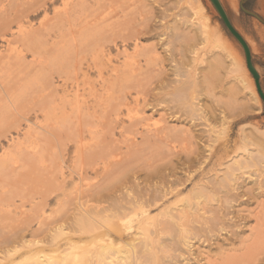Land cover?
<instances>
[{
  "label": "bare ground",
  "instance_id": "obj_1",
  "mask_svg": "<svg viewBox=\"0 0 264 264\" xmlns=\"http://www.w3.org/2000/svg\"><path fill=\"white\" fill-rule=\"evenodd\" d=\"M185 1H187L185 3L188 5V11H190L193 16H198L197 19L200 17V21H195V18L192 20L189 18L181 21L182 19H177L178 16L176 15V17L174 15V24L173 27H170L166 24L167 21H165V19L167 18L163 17L162 19L160 18L161 20L158 19L156 21L152 16L154 13H151V15L149 14L150 12L148 13L149 15L146 14L148 11L152 10V6H150L149 3L148 4L151 8L147 6L150 9L143 10L144 13H142L140 8H146L144 3L145 0H48L45 9L48 12V10L52 7V16L49 17L48 20L45 19V25L40 26L41 28H38L37 30L34 29L33 32L25 31L24 28V20L30 18L29 13H24L21 18L18 15L19 13H17L18 17L13 15V18L6 15V19H8L9 22L6 21V23H4L6 25L5 31L0 30V35L5 36L7 33L11 32V27L14 24L16 25L17 32L10 33V35L17 34L21 40H19V43H23L24 41L29 45V43L31 44V42H33V39L36 40L39 38V35H44V37L49 39V45L51 48L48 50H55L57 53L55 54L53 51L54 54L56 56H59L58 54H60L62 56L61 59H64V64L62 65H64V67L67 69L70 68L71 72L72 69H74L73 71L78 70V74L79 71L82 70L83 66H85L88 69H96L99 76H101L104 74L105 68H110L113 59L109 56V54L112 49L117 51L119 46H122V50L117 51V57H119V55H122L123 57L122 65L120 67L114 66L112 69H110L107 78L111 77V79H108L107 81H104L106 79H103L105 86H100L103 88L106 94V98L103 100L105 103L103 108L107 111V114H105L110 115L106 117H108L107 119L112 117L110 121L114 124L112 128L119 130V134H122V137L127 139L125 140L127 144L125 145L126 151H123L125 149L122 150L124 153H120V151L116 154L115 150V154L112 152L113 150L107 151V153H105L106 146L103 147V143L100 144L103 141L100 142L99 132L94 125L96 122H93L92 120V125H88L91 123V121H89L90 123L85 122L87 119L83 118L84 113L81 112V114H83L80 118L85 119L84 122L86 125L82 124L85 129L82 130L81 128L80 132L76 130L74 131L78 133L80 139L78 142L80 143V141H82L83 143L80 157L84 160V162L80 159L83 162V165L80 167L79 173L76 172L78 178V187L76 188V193L72 196L73 198L70 200L68 199L69 202L66 204V206H63V209H57L53 217L45 216L46 205L48 206V204L46 202L47 200H42L41 203L38 202L39 204L35 203L33 207L31 206V210L33 211V209H35L36 211L29 215L26 213V215L22 217L23 220L19 218L21 221L18 225H14V223H12L14 222L12 219L10 222L12 224H9L8 220V225L6 223L5 225H3L4 223L0 224V264H236V262L231 261L239 258H247L249 263L256 264V262L260 260V255L263 257L262 259H264V210L257 211L258 213L256 212L257 214H255L254 218L255 226L254 228L252 227L250 229V238L240 240V252L243 250L241 255L236 256L235 254H228L227 256V252L231 253L229 250H227L225 253L226 256L224 254V257L222 256V252V254H219L221 256L216 258H213L214 256H210V253L213 249L222 251L225 245L226 247L227 245H231V248L234 251L236 250L232 247L234 244L233 240L239 239L238 237L241 236L240 234L242 233L241 231L239 232V229L244 218H242V215L240 217L237 210L230 211V209L233 208L231 207V203H235L236 205L237 203H239V205L247 204L254 194L256 198L258 197V194L261 193L260 191V193L256 192V190L254 192V189H242V184L246 181V179H244L245 177H243L245 175L244 169L249 170L254 168L255 171L256 168L257 172H264V156H261L260 158L255 156L253 152L254 150L251 151V149L248 147H264L254 140L256 138H253L252 134L251 138V136H248L249 134L244 132L245 134L242 135L241 140H243L246 145H243L244 147L242 149L243 151H248L247 156L240 159H234L232 163L223 167L224 171L222 169L220 170V172L222 171L223 173L219 178L217 177L218 174L216 176L217 178L213 177L214 179L203 177V180H201L202 182L198 184L194 183L192 189L188 191V194H186L184 199L179 201V199H181L180 197L183 196V183L186 181L182 182L180 181L181 179H179V177L177 178L176 175L178 174V171H180L178 168L181 170L186 169V171L187 169L191 170L192 164L197 162L199 163V166L196 168V170H200L199 176H204L206 173H208L205 172V167L207 164L205 166L202 165L205 164L207 159L212 161V165L222 166L223 157L226 155H231L228 154L231 153L229 152L231 149H228L226 145L221 148H213L210 144L206 145V147L210 149L208 150L210 152L209 157L205 156V154L203 155V151H201L202 155H200V150L199 152L197 151L198 141H194V136L189 135L184 131H174V129L172 130L171 127L168 126L166 122L167 120L164 118L165 115H160L161 119H159L161 120V123L159 125L152 128L148 124L146 125L148 118L145 116V109L147 107H151L153 113L162 108L160 105H162V103L165 101V98H161L159 95L161 94L160 92H162V89L165 91L166 89L171 88L170 92L165 91L166 95L169 94V96H173L177 91H179V89H177V87L175 88L174 86H171L167 82H161L160 80L154 82L156 77H152L153 81H150L152 79L150 78V80L148 79L149 82L144 81L143 83V79H141V77L137 78L143 75L141 70H143V72L147 70L152 71V69L155 67H158L159 69V67H162L167 63L171 66V68H175L176 65L179 66L180 60H177L175 57L176 55H183V51H186L184 50L185 47H188L187 51L193 55L192 60L195 62V64H201L202 60H198L199 54L197 49H195L199 43V40L202 41L206 46L214 49V51L215 49L220 51V58L215 59V61L219 64L218 66L223 68L225 59L230 62V66L225 69L226 76L227 74L228 76H225L224 79L230 77L234 82L232 86H229L230 89L226 88L229 90V92L233 93V98L235 95H237V93L242 94L243 91H246L249 93V95H251L255 105L260 108V101L256 92L254 91L251 80L248 78L249 76H247L243 64L239 63V61L236 62V58L228 48L225 38H223V33L220 31L222 33L221 34L217 29L212 28L204 5L200 0H192L191 2L188 0ZM3 2L4 0H0V15L2 14L3 10L8 8L5 7ZM59 2L60 5L55 7V4ZM45 3L42 2L43 5H45ZM231 3H233V1ZM42 4L39 6L42 7ZM25 5L27 6V4ZM132 6L137 10L139 9L141 12L139 13L140 15L145 16H140L142 17L141 19L135 20L134 18L137 17V13L136 15L134 13L137 10L133 12L132 10L134 8L131 9ZM17 8H19V6H17ZM10 9L13 8L11 7L9 10ZM12 12H14V10ZM163 12L165 11L163 10ZM15 13L16 12H14V14ZM132 15H134V17H132ZM168 15L169 14H167V16ZM169 17L170 15L168 18ZM152 18L154 21L153 23L151 21ZM187 25H189L190 28H196L198 31V37L191 36L189 34L190 31L184 32L187 28ZM193 38L195 40V42H193L194 45H190L188 41ZM10 39L12 38L10 37ZM13 39L15 40L14 36ZM39 41L42 42L43 40L39 39ZM143 41H149V44L145 45ZM10 42H12V40ZM35 44L37 45V43ZM158 49H163V52L166 54L165 57H163L164 55H161L158 52ZM32 51H34V49H32ZM193 61L192 63H194ZM215 61L213 63H215ZM59 63H61V61ZM142 66L145 68L142 69ZM215 66L217 65L215 64ZM154 70H156V68ZM151 73L152 72H150V74ZM67 75L71 79L73 78L71 77L72 75ZM75 75L77 77V74ZM85 76L86 75H84V77ZM73 80H75V78ZM19 82H21V80ZM220 82H222V80H220ZM48 84L49 82L46 83V85L44 83H40L41 86H46L41 88L35 85L38 87L37 92L39 93V88L40 92L47 90L51 82L49 85ZM6 90L8 91V89ZM220 90H222V88ZM19 91L18 95H15V97L14 95L12 96V103L13 100H17V98L19 99L18 101L20 103V101H22V99L27 96V93L24 96V93L22 94V91ZM97 94L101 95V93ZM132 94H137V98H132ZM35 97H37V94ZM101 97H98L99 101L102 100ZM47 98L48 99L44 97L45 100H49L48 96ZM89 98L90 96L88 99ZM4 99L5 98H3V100ZM27 99L31 100L32 97H26L25 100ZM94 99H96L95 96ZM41 100H43V98ZM176 100L177 99H175V101ZM66 103H64L63 106H65ZM18 105L20 106V104ZM41 106H43V104ZM195 107L196 104L194 105L189 100V102L184 101L179 107H176L175 105L168 106L167 110L169 111L170 115L178 116L176 113L182 112L183 115H186L189 118L192 117L191 119L193 120L197 118L199 113L196 112L197 114L195 115ZM89 108L87 107V110ZM77 110H83L80 102L79 108ZM167 110L165 112L168 113ZM202 113L199 114L202 115ZM74 114L78 116L77 113ZM21 115L23 116L24 114L22 113ZM76 115L73 116L75 117ZM89 115L88 117H85L91 119L93 116L94 118V114L91 117H89ZM194 116H196V118ZM199 118L202 117L199 116ZM199 118L196 119V121L199 120ZM207 120L208 119L199 121L201 122L199 124L202 125L203 121H205L204 125H207ZM19 122H21V120H19L18 123ZM53 122L56 126L57 121L55 122L53 120ZM18 123H16V125ZM81 123L83 122L81 121ZM107 123L109 122L107 121ZM199 124L197 125L199 126ZM210 125L211 124H208L207 126ZM98 126L100 127V125ZM193 126L195 127L194 123ZM18 127L20 128V125ZM112 128H110V130ZM40 130L43 132L42 128ZM111 133L107 131L106 134H109L110 136ZM203 133L206 134L204 130ZM126 134L130 137H128ZM101 135H103L104 138L108 137L107 135V137H105L104 134ZM113 135L115 136V134L112 133V136ZM260 135L262 136L260 139H262L264 143V133L262 132ZM199 137H201V135ZM100 138H102V136ZM136 138H139L140 141H137ZM125 141L124 143H126ZM141 142L145 143V147H141L143 146L141 145ZM175 142L181 143L179 146L180 151H177L178 148L175 147ZM191 145H195V148H193ZM145 148L149 150L146 153H148L147 156L150 155V157H146V159H148L143 162V160L140 159V156L141 153H145L143 152L146 150ZM181 148L184 149L181 150ZM108 149L111 150L112 148L109 147ZM117 149L118 148H116V150ZM119 149H121V146ZM100 150H102L101 154L103 156L100 155L98 158L97 155ZM187 150L188 152H184ZM181 151L185 153L182 162V158H179ZM235 151L233 153H235ZM243 151L241 150V152ZM109 153H113L114 156L107 157L106 154ZM192 155L194 156L191 157ZM42 156L43 155L41 154L40 157ZM173 156H177L179 159L177 166L176 164H173L175 162H172L175 161L172 159ZM99 163L102 165L99 166ZM252 171L253 169H251L250 174H252ZM193 173H195V171ZM89 175H92V178H88ZM191 176L187 177L188 179L186 180L189 181ZM29 180L30 179H28V181ZM38 181L39 180H37V182ZM256 183L257 182H255V184ZM262 183L263 182L260 181L257 183L258 190H260L262 185H264V183ZM60 186L63 188L65 185ZM48 192H50V190ZM48 192L46 194H48ZM69 195L71 194L68 193V198H70ZM44 197L46 198V196ZM44 197L41 196V198ZM172 198H176V200L170 201ZM29 202L31 204V201ZM210 202H216V204H210ZM21 203L22 205L24 204V202ZM63 203H65V201ZM58 207H60V205ZM21 208H23V206ZM154 209L159 210L157 215L151 214V211ZM240 214L242 213L240 212ZM4 215L2 213L0 218L5 219L7 216ZM3 222L5 221L3 220ZM33 223H35V227L32 226ZM222 232H225L224 234L226 235V238L223 240L219 238ZM194 244L198 245L195 247ZM199 249L202 251L201 255H204H200V259H198V256H195L196 253H199ZM224 251L225 250H223V252Z\"/></svg>",
  "mask_w": 264,
  "mask_h": 264
},
{
  "label": "rangeland",
  "instance_id": "obj_2",
  "mask_svg": "<svg viewBox=\"0 0 264 264\" xmlns=\"http://www.w3.org/2000/svg\"><path fill=\"white\" fill-rule=\"evenodd\" d=\"M152 1L153 2L156 1V2L153 3ZM161 1L160 0H158V1L157 0H150V1L145 0L144 3L146 5V8H144V9L140 8V10H142V13H144L143 10L150 9L151 8L150 6H152V10L148 11L147 13L145 12V13L148 14L150 12L149 13L150 15H151V13L152 14L154 13V15H152V16L155 18L154 20H156V21L158 19L161 20L163 17L167 18L168 20L165 19V21H167L166 24L170 27L171 26L173 27V24H174L173 21H174V18L176 15L178 16V17L176 16L177 19H179V18H180V20L182 19L181 21L189 19V18H190V20L195 18L194 20L195 21L197 20V22L200 21V17L198 18L199 19L198 20L197 19L198 16L195 17L192 15V13L190 11H188V5H187V3H185L187 1H185V0H161ZM188 1L191 2L192 0H188ZM200 1L206 9V13L209 16V20H210V24H211L212 28L217 29L219 32L221 31L223 33L222 34L220 32L223 35V38H225V42H226L228 48L231 50L234 57L236 58L235 59L236 62L239 61V63L243 64L244 69L247 73V76H249L248 78L251 80L254 91L256 92L257 97L260 101V108L255 105V102L252 99L251 95H249V93L246 91H243L242 94L237 93V95L234 96V98L236 97L235 101H234L233 93H231V92H229V90H227V89H230L229 86H232L234 82L230 77L224 79L226 76L225 69L230 66V62L225 59V62L223 64L224 65L223 68L218 66L219 64L215 61V59L220 58L219 57V56H221L220 51L218 49H215V51H214V49L206 46L200 40H199V43L197 44V46L195 47V49H197L198 54H199L198 60L199 61L202 60L201 64L200 63H198L197 65L195 64V62L192 60L193 55H191L187 51L188 47H185L186 49L184 48V50H186V51H183L184 52L183 55L182 54L178 55V56L176 55V57H175L177 60H180L179 66L176 65L177 67L175 66V68H171V66L168 65V63H167V64L163 65L162 67H159V69H158V67H155L156 70L158 71V73L156 70H154L155 68L152 69V71L147 70L148 72L147 71L143 72V70H141V72L144 76L141 75L137 78L141 77V79H143V83H144V81L149 82L148 79L150 80V78H152V77L153 78L156 77L154 79V82H157V80H160L161 82H165V83L167 82L171 86H174L175 88L177 87V89H179V91H177L174 94L175 96L174 95L169 96V94L166 95V92H170L171 88L166 89L165 90L166 92L164 91V89H162V92H160L161 94H159L161 96V98H163V97L165 98V101L162 103V105H160L162 108L157 110L156 112H153V113H152L153 110H151V107H147L145 109V116L148 118V120L146 121V125L148 124L149 126H151V128L159 125L161 123L160 122L161 121L160 115H165L164 118H165V120H167L166 122H167L168 126L171 127L172 130L174 129V131H176V130L184 131V132L188 133L189 135L194 136V138H195L194 141H198L197 142V145H198L197 151L199 152V150H200V152H199L200 155H202L201 151H203V155L205 154V156L209 157L210 152L208 150H210V149L207 148L206 145H210V144L213 148H221L224 145H226L228 147V149H231L232 151L233 150L235 151V149H236L235 153H233L234 151L232 152L231 150H229V152H231V153H228V154H231V155H226L223 157L222 166L212 165V161H209L207 159L205 164L202 165V166H205L207 164V166L205 167V172H208V173H206L204 176H199L200 170H196V168H198V166H199V163H197V162H194L192 164L191 170L187 169V171H186V169L181 170L178 168V170H180V171H178V174L176 175L177 178L179 177V179H181L180 181H182V182L186 181L183 183V196H182L183 198L180 197L181 199H179V201L184 199L186 194H188V191H190L192 189L194 183L198 184V183L202 182L201 180H203V177H207L209 179H214L217 177L219 178L223 173L222 171L220 172L221 169L223 170V167L232 163V161L234 159H240V158H244L247 156L248 151H243V149H242L246 145L245 142L243 140H241L242 139L241 137L243 134H245V133L249 134L248 136H251V138L253 135V138H256L254 140H256L259 144H261L262 147H264L263 140L260 139V138H262V136L260 134H262V132L264 133V110H263L262 100L256 91L253 78L246 68L243 51H242L240 45L237 43V41L228 33V31L226 30V28L222 24L218 14L214 10L210 1L209 0H200ZM232 1H233V3H231ZM42 2H44V3L46 2L45 5H43ZM47 2H48V0H37V1L36 0H4L3 3L5 5V7H8V8H6V10H3L4 12L2 11V14H1L2 16L0 15L1 16V19H0V24H1L0 28L1 29L0 30L5 31L6 25L4 23H6V21L9 22V20L6 19L7 18L6 15H8V17L10 16L11 18H13V15H16L17 17L19 15V17L21 18L24 13L25 14L29 13V15H30V18H28L27 20H24L25 31H32L33 32L34 29L37 30L38 28H41L40 26L45 25L46 20H48L49 17L52 16V14H51V8L52 7L48 10V12L45 9ZM220 2L223 5L231 24L236 29V31L243 37V39L245 40V42L249 46L250 53H251V59H252V62H253L255 69L257 70V72L260 76V80H259L260 86H261V89L264 93V24L259 22L257 19H255V18L247 15L246 13H244L239 7L238 0H220ZM148 3L150 4V6ZM254 3H255V0L251 4V6H252L251 8L255 10V6H253ZM25 4H27V6ZM41 4H42V7L39 6ZM34 5H36V6H34ZM59 5H60V2L56 3L55 7H58ZM233 5H235V6H233ZM14 6L16 9L14 8ZM17 6H19V8H17ZM138 6H139V4H138ZM147 6H149L150 8H148ZM11 7L13 9L9 10V8H11ZM32 7H33V10H32ZM35 8H36V10H35ZM133 8L134 7L132 6L131 9H133ZM13 10H14V12H16L15 14H14V12H12ZM135 10H137V9L134 8L132 11L134 12ZM163 10L165 12H163ZM138 11H139V9L134 13L135 15L137 13V17H138L137 18L135 16L136 17V18H134L135 20L141 19L142 17L145 16V15H143V16L140 15L139 13H141V12L140 11L138 12ZM161 12L169 14L170 17L168 18L169 15L167 16V14H162ZM17 13H19V14L17 15ZM171 15H172V17H171ZM140 16H142V17H140ZM2 17H3V19H2ZM132 17H134V15H132ZM11 18H9V19H11ZM263 19H264V17H263ZM3 20H5V21H3ZM151 21H152V23L154 22L153 18ZM171 21H172V24H171ZM42 23H44V24H42ZM3 27H4V29H3ZM11 28H12V30H10L11 32L7 33V35H5V36L0 35V56H1L0 57V172H1L0 173V180H1L0 181V207H1L0 208V215H2V213L4 215V213H5L4 216H7L6 218H9V219L5 218L6 220L4 218H0V222H1L0 224L4 223L3 225H5V223L7 224V220H8L9 224L14 223V225H18L19 222L21 220H23L22 217L24 215H26V213H27V215H29V214L33 213L34 211H36L35 209H33V211H32L31 206L33 207V205H35V203L36 204L41 203L42 200H45V201L47 200L46 202L48 204V206L46 205L45 216L53 217L55 215L54 213L57 211V209L58 210L60 208L63 209L64 208L63 206H66V204H68L69 200L71 198H73L72 196L76 193V190H77L76 188L78 187V178H77L76 172L79 173V169H80V167H82L83 162H84V160L81 159V157H80L83 143H82V141H80L81 144L78 142L80 139H79L78 133H76V131L80 132L81 128H82V130H84L85 128L83 125L84 124L86 125L85 122L90 123L89 121H91V123L88 125H92V123L94 121L96 122V123H94V125H95V128L97 129V131L99 132L100 142L103 141L100 144L103 143L102 144L103 147L106 146L105 153H107V151H112V150H113L112 151L113 153L115 150L116 154L119 153L120 151H121L120 153H122L123 151H126L125 145L127 144V142L125 141L127 139H124L122 137L123 135L119 134V130L118 129L116 130V128L115 129L112 128L114 126L113 122H110L112 117H110V119H107L108 117H106V116H110L109 114L106 115L107 111L103 108L104 104H105L103 102V100L106 98V94H105V91L103 90V88L100 86V85L105 86V84L103 82L107 81L108 79H111V77L107 78L108 74H109L108 72H110V69H112L114 66L120 67L122 65V63H123L122 55H119V57H117V51H121L122 46H119L117 51L115 49H112V51L109 54V56L113 59L111 65H110V68L109 69L105 68L104 74H102L101 76H99L98 71H96V69H93V70L88 69L85 66H83L82 70H80L79 74H78V72H77L78 70L73 71L74 69H72V72H71L70 68L67 69L66 67H64V65H62V64H64V59H61L62 56L60 54H58L60 57L56 56L55 54L57 52H55V50L51 49L52 51H49L51 48L49 45V39L44 37V35L38 36V34L36 33L39 38H37L36 40L33 39V42H31V44L29 43V45H28L24 41H23V43H21V42L19 43L20 39L17 36V34L10 35V33L17 32L15 24L12 25ZM189 28H190V26L187 25V28L185 29L184 32L190 31L189 34L191 36L196 37L198 35V31L196 30V28L193 27V28H190V30H189ZM191 31H192V33H191ZM0 34H1V32H0ZM13 36H14L15 40L13 39ZM10 37L12 39H10ZM39 39L43 40V41L40 42ZM11 40H12V42H10ZM13 40L15 41V43ZM8 42L10 45L8 44ZM34 42L37 43V45ZM193 42H195L194 38L190 39L188 41V43L190 45L193 44ZM11 43H13V44H11ZM143 43L145 45L146 44L148 45L149 41H145V42L143 41ZM40 44H41V46H40ZM13 47H15V48H13ZM32 49H34V51H32ZM53 51L55 52V54ZM158 52L161 55H164L163 57H165L166 54L163 52V49H158ZM215 55H217L218 57ZM204 56H206V57H204ZM53 57H54V59H53ZM13 60H14V62H13ZM60 61H61V63H59ZM192 61L194 63H192ZM214 61H215V63H213ZM42 62H44V63H42ZM215 64L217 66H215ZM11 65H12V67H11ZM144 68L145 67H143L142 69H144ZM68 70H69V72H68ZM150 72H152V73L150 74ZM155 72H156V74H155ZM49 74H51V75H49ZM67 74L72 75L71 77H73V78L71 79ZM75 74H77V77ZM146 74H147V78H146ZM152 74H153V76H152ZM84 75H86V76L84 77ZM227 76H228V74H227ZM159 77H160V79H159ZM67 78H70V79H67ZM74 78H75V80H73ZM153 78L150 81H153ZM220 78H222V79H220ZM19 79L21 80V82H19L20 81ZM103 79H106V80L103 81ZM30 80H33V81H30ZM220 80H222V82H220ZM176 81L179 83H177ZM48 82H49V84L51 82L50 86L51 85L52 86L51 87L49 86V88L47 90H45V91L43 90L40 92L41 87H46V86H41L40 83H44L46 85V83H48ZM52 82H53V84H52ZM73 83H75V84H73ZM141 83H142V80H141ZM28 84H29V86H28ZM172 84H174V85H172ZM35 85L40 87L39 93L37 92L38 87ZM92 87H94V88H92ZM178 87H180V88H178ZM220 87L222 88V90H220L221 89ZM90 88H91V90H90ZM4 89L5 90L8 89V91L7 90L5 91ZM19 90L22 91V94L24 93L23 94L24 96L27 93V96H25V98H23L24 100L26 99V97L27 98L32 97V99L31 100L27 99L28 101L27 100L24 101L22 99V101H20V103H19V101H18L19 99L17 98V100L15 99L16 101L13 100V103H14L13 104L11 102V98L13 95H14V97H15V95H18ZM26 90H27V92H26ZM185 90H187V91H185ZM88 91H89L90 95H89ZM182 91H184V92H182ZM96 92L101 93V95L97 94ZM212 92H213V94H212ZM35 93L37 94V97H35L36 96ZM47 93H48V95H47ZM44 94H45V96H44ZM55 94H56V96H55ZM238 94H241V95H238ZM77 95L80 97V99ZM181 95H183V96H181ZM43 96L46 99H48L47 98V96H48L49 100H45ZM89 96H90V98L88 99ZM94 96L97 100L94 99ZM97 96L99 98L102 96L101 97L102 100L99 101ZM193 96H194V98H193ZM76 97H78V98H76ZM3 98H5V99L3 100ZM34 98H36V99H34ZM42 98H43V100H41ZM132 98H137V94H132ZM183 98H184V100H183ZM171 99H172V101H171ZM175 99H177V100L175 101ZM93 100H95V101H93ZM189 100L194 105L196 104V107H195L196 111L194 112L195 115L198 112L200 114L202 112H205V113H202V115H200L198 113L197 118H196V116H194L196 119H198L199 116L202 118H199V120H197V121H196V119H193L194 120L193 121L191 119L192 117L189 118L186 115H183L182 112L176 113V114H178V116L170 115L169 111L167 110L168 106H174L175 105L176 107H179L184 101L189 102ZM39 101H41V102H39ZM66 101L68 103V106H67ZM84 101H86L87 103ZM77 102H78V105H77ZM79 102H80V105H82L83 110L78 111L77 109L79 108ZM96 102H98V103H96ZM64 103H66L65 106H63ZM18 104H20V106ZM42 104H43V106H41ZM45 104L48 106H46ZM87 107L88 108L90 107V108L87 110ZM30 108H32V109H30ZM72 109H74V110H72ZM176 109H178V108H176ZM200 109H201V111H200ZM85 110L88 113H86ZM166 110L168 111L169 114L167 112H165ZM81 112L84 113L83 118H86L87 120L80 118V117H82V114H83V113L81 114ZM22 113L24 114L23 116L21 115ZM71 113H73V114H71ZM74 113H77L79 117ZM87 114L88 115L90 114L89 117H91L94 114L95 119L93 118V116H92L93 119L87 118L88 117ZM73 115H76L77 117L75 116L76 117L75 118ZM179 115H181V116H179ZM85 116H87V117H85ZM96 117H97V119H96ZM78 118L81 120H79ZM98 119H99V122H98ZM200 119H202V120L208 119L207 121H209L210 123L207 121H206V123H207V125L208 124H211V125L210 126H207L206 124L204 125L205 121H203L202 125L199 124V123H201L199 121H202ZM19 120H21V122L18 123ZM53 120L55 122L57 121L56 126H55V123L53 122ZM84 120H85V122H84ZM92 120H93V122H92ZM100 120H101V122H100ZM106 120L109 123H107ZM81 121L83 123H81ZM195 121H196V123H195ZM75 122L77 123V125ZM104 122H105V124H104ZM16 123H18L20 125V128L18 127L19 126L18 124H17L18 126L16 125ZM193 123H194L195 127L193 126ZM197 124H199V126ZM98 125H100V127ZM67 127H69V128H67ZM41 128L43 129V132H41V130H40ZM110 128H112V129L110 130ZM103 129L105 131L106 130L109 131V133L112 132L113 134H115V136L114 135L112 136V133L109 136V134H106L107 131L105 132ZM74 130H76V131H74ZM203 130L206 134L203 133ZM202 133H203V135H202ZM208 133H210V134H208ZM37 134H38V136H37ZM70 134L71 135L74 134V135L71 136ZM101 134H104L105 137H107V136L108 137L104 138L103 135H101ZM199 134L201 135V137H199L200 136ZM24 135H25V138H24ZM208 135H210V136H208ZM67 136H69V137H67ZM101 136H102V138H100ZM127 136L130 137L129 135H127ZM136 137H137V135H136ZM65 138H66V140H65ZM199 139H201V140H199ZM136 140L140 141L139 138L138 139L136 138ZM124 141L126 143H124ZM144 144L145 143L141 142V145H143L141 147H145ZM180 144H181L180 142L174 143L175 147L178 148L177 151H180V147H179ZM63 145H65V146H63ZM120 146H121V149H119ZM191 146H193V148H195V145H191ZM109 147L112 149L109 150L108 149ZM113 147H115V148H113ZM116 148H118V149L116 150ZM248 148L251 149V151L254 150L253 152H254L255 156H257L259 158L261 156L262 157L264 156L263 155L264 154V148H261V146L260 147H257V146L256 147H248ZM123 149H125V150H123ZM183 149L181 148V150H183ZM238 150H240V151H238ZM241 150L243 152H241ZM148 151L149 150L146 149L145 151H143L145 153H141L140 159L143 160V162L148 159V158L146 159V157H150V155L147 156L148 153H146V152H148ZM36 152H38V153H36ZM101 152H102V150H100V152L98 153V155H97L98 158L100 155L103 156L101 154ZM184 152H188V150L184 151ZM184 152L181 151V153L179 155L180 156L179 158H182L181 162L183 161V158L185 156ZM18 153H19V155H18ZM113 153L106 154V156L112 157V156H114ZM41 154L43 155L42 157H40ZM27 156H29V157H27ZM177 156H173L174 158L172 157V159L175 160L172 162H175L173 164H176V166L178 165V161H179ZM193 156L194 155H192L191 157H193ZM38 160H41V161H38ZM5 161H6V163H5ZM101 165L102 164L99 163V166H101ZM49 167H50V169H49ZM72 169H74V170H72ZM251 169H253V171H254V168H251ZM251 169H249V170L244 169L245 175L243 177H245L244 179H246V181H245V183L242 184V189L243 188L244 189H254V192H255V190L258 193L261 192L260 193L261 195L258 194V197L255 198V194H254V196L247 202V204L239 205V203H237V205H236L235 203H231V207H233V208H231L230 211L237 210L239 212L240 217L242 215L243 216L242 218H244V220H245V221L243 220L241 222V225H240L241 230L239 229V232L241 231L242 234H240L241 236L238 237L239 239L233 240L234 244L232 247L236 249L235 251L231 248V245H227V247L225 245V247L223 249V250H225L224 252H223V250L217 251L214 249L211 251L210 256H212V257L214 256L213 258L221 256L219 254H222V253H223L222 256L224 257V254L227 252V250H229V252H231V253L227 252V256H228V254H232V255L235 254L236 256L241 255L243 250H241V252H240V245H241L240 240L245 239V238H250V236H251L250 229L252 227L254 228V226H255V219H254L255 214L258 213L257 211H260V210L263 211L264 210V209H262V208H264V191H263L264 185H262L260 190H258V185H257V183H259V181L264 183V181H263L264 172L261 171V173H259L256 171V168H255L256 172L254 171V173H253V171H252V174H250ZM192 170H194L195 173H193L194 171H192ZM51 173H53V174H51ZM191 174H192V176H191ZM217 174H218V176H217ZM91 176L92 175H89L88 178H92ZM190 176H191L190 180L189 181L186 180V179H188L187 177H190ZM70 178H72V179H70ZM141 178H144V177H141ZM28 179H30V180L28 181ZM37 180H39V181L37 182ZM255 182H257V183L255 184ZM54 183L56 184L57 187L55 186ZM52 185H53V187L55 186L56 188L54 187V189H53ZM60 185H65V186H63V188H62ZM41 188H42V190H41ZM43 188L46 191H44ZM57 188H58V190H57ZM49 190H50V192H48ZM54 190H55V192H54ZM47 192H48V194H46ZM44 193H45V195H44ZM68 193L71 194V195H69L70 198H68ZM41 196L42 197L46 196V198L45 197L41 198ZM172 200L174 201V200H176V198L170 199V201H172ZM29 201H31V204ZM61 201H63V202L65 201V203H63ZM21 202H24V204L22 205ZM210 204H216V202H210ZM59 205H60V207H58ZM22 206H23V208H21ZM229 207H230V205H229ZM238 207L240 208V210ZM151 212H152L151 214L157 215L159 213V210L154 209ZM240 212L242 214H240ZM9 213H11L12 215ZM11 219L14 222L10 223ZM3 220L5 222H3ZM16 220H17V222H16ZM32 226L35 227V223H33ZM224 233L225 232H222L220 234L219 238L221 240L226 238V235ZM197 245L198 244H194L195 247ZM193 249H194V247H193ZM201 253H202V251H201V249H199V253H196L195 256H198V259H200L201 256H204L203 254L201 255ZM225 256H226V254H225ZM262 258L263 257H261V255H260L259 259L261 261L264 260ZM260 260L258 262H256V264H264V261H262L263 262L262 263ZM247 261H248L247 258H244V259L239 258V259H234L231 262H236V264H251V263H249V261L248 262Z\"/></svg>",
  "mask_w": 264,
  "mask_h": 264
},
{
  "label": "water",
  "instance_id": "obj_3",
  "mask_svg": "<svg viewBox=\"0 0 264 264\" xmlns=\"http://www.w3.org/2000/svg\"><path fill=\"white\" fill-rule=\"evenodd\" d=\"M209 1H210L211 5L213 6L214 10L216 11V13L218 14L222 24L224 25V27L226 28L228 33L240 45V47L243 51V54H244V60H245L246 68L253 78L256 91L262 100V105H263V110H264V93H263L261 86H260V81H259L260 76H259L257 70L255 69L253 62H252V59H251V53H250L249 46L247 45V43L245 42L243 37L236 31V29L231 24V22L228 18V15H227L223 5L221 4L220 0H209ZM239 7L244 13H246L247 15L257 19L259 22L264 24V20L261 17H259L255 12L250 11V10L246 9L245 7H243L242 2H241Z\"/></svg>",
  "mask_w": 264,
  "mask_h": 264
},
{
  "label": "flooded vegetation",
  "instance_id": "obj_4",
  "mask_svg": "<svg viewBox=\"0 0 264 264\" xmlns=\"http://www.w3.org/2000/svg\"><path fill=\"white\" fill-rule=\"evenodd\" d=\"M258 1L259 0H255V3L253 4V6H257V4H258ZM241 2H242V5H243V7H245L246 9H248V10H250V11H253V12H255L259 17H261L262 19H263V17H264V15H262L260 12H258L256 9L254 10V9H252L251 7V4L254 2V0H238V3H239V6H240V4H241ZM264 20V19H263Z\"/></svg>",
  "mask_w": 264,
  "mask_h": 264
},
{
  "label": "crops",
  "instance_id": "obj_5",
  "mask_svg": "<svg viewBox=\"0 0 264 264\" xmlns=\"http://www.w3.org/2000/svg\"><path fill=\"white\" fill-rule=\"evenodd\" d=\"M255 9L260 12L262 15H264V0H259L257 6Z\"/></svg>",
  "mask_w": 264,
  "mask_h": 264
}]
</instances>
